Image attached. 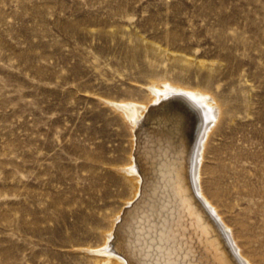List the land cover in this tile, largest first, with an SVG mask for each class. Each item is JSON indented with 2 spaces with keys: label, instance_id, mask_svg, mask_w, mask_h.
<instances>
[{
  "label": "rangeland",
  "instance_id": "1",
  "mask_svg": "<svg viewBox=\"0 0 264 264\" xmlns=\"http://www.w3.org/2000/svg\"><path fill=\"white\" fill-rule=\"evenodd\" d=\"M262 66L264 0H0V264H98L83 249L101 247L131 193L113 167L128 161L129 124L108 102L146 101L151 82L169 83L202 89L221 121L241 122L254 115ZM220 123L205 143L203 191L264 264L240 237L246 205L226 206ZM239 157L253 173L258 162ZM96 184L114 195L84 228L70 210L99 203Z\"/></svg>",
  "mask_w": 264,
  "mask_h": 264
},
{
  "label": "bare ground",
  "instance_id": "2",
  "mask_svg": "<svg viewBox=\"0 0 264 264\" xmlns=\"http://www.w3.org/2000/svg\"><path fill=\"white\" fill-rule=\"evenodd\" d=\"M258 75L254 115L241 122L233 117L221 121V105L202 89L169 83L151 82L146 101L108 102L129 124L128 161L113 167L131 193L108 217L101 247L83 249L95 254L98 264H253L204 193L201 162L206 140L221 122L215 150L230 160L225 164L226 206L246 205L240 209V237L263 252L264 66ZM246 143L251 148L244 153ZM238 153L240 161L248 157L258 162L248 164L253 173L245 174L246 164H235ZM97 185L99 203H91L82 215L79 209L70 210L84 228H94L101 221V210L113 194L111 185Z\"/></svg>",
  "mask_w": 264,
  "mask_h": 264
}]
</instances>
